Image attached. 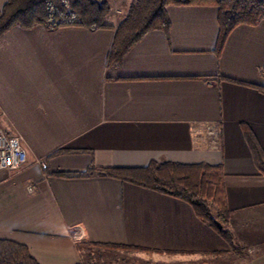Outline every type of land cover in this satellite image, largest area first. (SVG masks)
Here are the masks:
<instances>
[{"label": "crops", "instance_id": "obj_1", "mask_svg": "<svg viewBox=\"0 0 264 264\" xmlns=\"http://www.w3.org/2000/svg\"><path fill=\"white\" fill-rule=\"evenodd\" d=\"M167 14L168 35L147 33L112 69V29L15 27L0 39V127L29 158L0 176V238L27 247L38 264H89L104 246L139 248L157 261L229 252L180 200L73 176L92 166H221L234 233L246 244L264 237V177L245 139L249 130L264 153L256 88L264 86V20L236 27L218 55L217 8L169 6Z\"/></svg>", "mask_w": 264, "mask_h": 264}, {"label": "trees", "instance_id": "obj_2", "mask_svg": "<svg viewBox=\"0 0 264 264\" xmlns=\"http://www.w3.org/2000/svg\"><path fill=\"white\" fill-rule=\"evenodd\" d=\"M169 6H203L218 9L219 55L228 35L238 26H255L264 20V0H133L123 20L112 27L107 24L110 8L92 0H8L0 11V39L12 28L25 30L37 26L47 31L77 27L89 31L114 30L106 68L121 66L127 53L143 37L155 30L168 35ZM264 77V67L261 70ZM264 91L263 87H256ZM245 139L256 167L264 177V153L249 130ZM61 177L72 175L60 173ZM75 177H108L177 199L187 204L195 216L232 245L226 230L232 213L227 209L224 175L221 166L206 164H150L144 168L103 169L91 167ZM218 226L221 228L219 229ZM101 247V246H100ZM109 249L141 250L126 246ZM0 264H38L27 247L0 238Z\"/></svg>", "mask_w": 264, "mask_h": 264}, {"label": "rangeland", "instance_id": "obj_3", "mask_svg": "<svg viewBox=\"0 0 264 264\" xmlns=\"http://www.w3.org/2000/svg\"><path fill=\"white\" fill-rule=\"evenodd\" d=\"M94 2L106 3L110 8L111 16H121L133 0H92ZM108 17V18H109ZM114 20V19H113ZM232 218V216H231ZM231 218L226 227L232 237V245L228 244L230 250L226 253L195 259L192 256L173 257L168 261L151 260L148 253L141 250L110 249L99 250L93 254L89 264H264V237L249 239V244L243 243V236L235 234L231 227ZM263 241L260 244H250L251 241Z\"/></svg>", "mask_w": 264, "mask_h": 264}, {"label": "built area", "instance_id": "obj_4", "mask_svg": "<svg viewBox=\"0 0 264 264\" xmlns=\"http://www.w3.org/2000/svg\"><path fill=\"white\" fill-rule=\"evenodd\" d=\"M28 163V154L19 137L7 136L0 127V176L3 172L17 173L24 169ZM33 165L46 168L45 163L41 160H35ZM27 191L32 194L35 191V186L29 185Z\"/></svg>", "mask_w": 264, "mask_h": 264}, {"label": "water", "instance_id": "obj_5", "mask_svg": "<svg viewBox=\"0 0 264 264\" xmlns=\"http://www.w3.org/2000/svg\"><path fill=\"white\" fill-rule=\"evenodd\" d=\"M218 228L220 229L221 227H220V226H218Z\"/></svg>", "mask_w": 264, "mask_h": 264}]
</instances>
